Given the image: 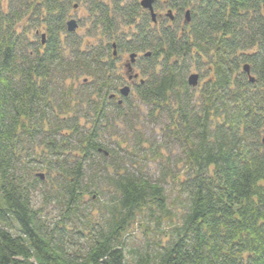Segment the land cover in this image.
<instances>
[{
    "label": "trees",
    "instance_id": "1",
    "mask_svg": "<svg viewBox=\"0 0 264 264\" xmlns=\"http://www.w3.org/2000/svg\"><path fill=\"white\" fill-rule=\"evenodd\" d=\"M78 1L0 0V264H264V0H167L174 21L160 28L137 0H90L92 27L107 36L96 44L66 31ZM113 43L150 53L132 96L166 117L164 143L182 148L176 195L163 186L175 178L168 160L152 181L104 144L133 111L130 94L110 99L123 83ZM201 62L197 91L187 80ZM43 169L46 178L35 174ZM90 185L106 187L112 203L101 205L100 223L89 221L84 243H73ZM138 216L164 227L166 241L127 250Z\"/></svg>",
    "mask_w": 264,
    "mask_h": 264
},
{
    "label": "rangeland",
    "instance_id": "2",
    "mask_svg": "<svg viewBox=\"0 0 264 264\" xmlns=\"http://www.w3.org/2000/svg\"><path fill=\"white\" fill-rule=\"evenodd\" d=\"M107 2V0H98ZM131 0H124L122 3H127ZM138 2L140 0H137ZM166 1L167 0H158V4L154 6L155 13L160 17L159 25L156 26L160 28L163 24L165 25H172L169 21H166L164 18L165 14L167 13L166 9ZM77 3L76 10L70 9V16L76 20L78 27L76 33L74 34L78 40L82 41L83 43H93L96 44L100 36H98L99 32H95L92 27V19L88 12V1L79 0ZM155 4V3H154ZM174 14V12H173ZM183 23V19L179 20V25L181 26ZM155 26V25H154ZM38 33H43V26L38 29ZM126 33V30H125ZM125 41H129L130 37H124ZM36 41V39L32 40V42ZM128 59L127 55L122 56L118 60V73H120L122 77V85H119L117 88L120 89L121 87L125 86L124 79H126L125 69L122 66L123 62ZM121 61V62H120ZM141 64H144L142 62ZM139 66H136L135 74L138 75V80L142 79L141 72ZM206 65L205 62H201L200 70L196 69L194 65H192L191 70L188 74H197L199 76L198 85L195 90H199L202 83L205 81L200 75L204 76L207 75L205 73ZM124 78V79H123ZM128 85V84H126ZM130 92V101L133 106V111L128 115L125 119V122L120 124L119 127H116V137H110L108 135L104 138V144L108 148H115L117 152V158L119 162H121V166L123 162L125 163L123 166L130 171L135 172L137 175H142L144 178H149L152 181L161 178V168L163 167L164 160H168L169 167L171 168L172 173H174L175 178L172 179L170 176H166L165 181L163 182L164 189L168 191V193L176 195L175 190V183L176 179L184 178V157L182 148L176 143L174 140L170 143H164V135L162 128L168 124V120L166 117L160 116L157 113L155 115H150V108L140 104L138 99L133 95V88L134 85L131 86ZM118 98L114 100V102H118L123 98L117 93ZM124 139V143H123ZM117 143L124 147V152H121L117 148ZM161 146L158 149V153H161V157H159L158 153H152L156 147ZM36 173H42L47 177V171L43 170H36ZM176 173V174H175ZM88 176V173H87ZM102 179H100V183L98 182L97 185H103ZM43 185H38V189L40 190ZM93 186H89V191L83 196L82 204L80 205V212L77 218L73 219V224L70 227V234L71 242L82 244L86 237H88V229L90 228V222L92 221L93 224L100 223L102 218L104 217L102 210L103 205H110L112 203V196L111 193L106 190V187H102L101 191L102 194L99 193L97 188H92ZM99 188V187H98ZM104 189V191H103ZM42 192V191H40ZM39 192V193H40ZM90 192L94 196L93 201L90 198ZM97 200V201H96ZM37 206L41 205L42 197L40 195L37 196L35 199ZM178 202L173 204V207L176 210H181L180 205ZM102 205V206H101ZM49 211V217L55 218L57 215L58 209L56 207V203L52 201L47 208ZM174 222L176 219L174 218ZM150 228V231L145 229L146 227ZM78 231L82 232L83 235L79 234ZM164 227H158L155 225L154 221H148L146 216H138L135 221L129 226L128 234L126 235L125 242L127 243L126 247L127 250H133L136 248H145L147 245L146 243L152 242V240H159L162 244L166 241L167 237L164 234Z\"/></svg>",
    "mask_w": 264,
    "mask_h": 264
},
{
    "label": "flooded vegetation",
    "instance_id": "3",
    "mask_svg": "<svg viewBox=\"0 0 264 264\" xmlns=\"http://www.w3.org/2000/svg\"><path fill=\"white\" fill-rule=\"evenodd\" d=\"M84 1H86V0H84ZM88 1V5H89V7H90V4H89V2H90V0H87ZM116 1H121V0H107V2L105 3V4H107V5H109V6H112V4H114ZM124 1V0H123ZM104 2V1H103ZM140 2V1H139ZM155 2H156V0H155ZM125 4V3H124ZM140 6V5H139ZM154 6H155V4H154ZM89 7H88V12H89ZM76 8H77V3L75 2V3H72V6H71V8L70 9H72V10H76ZM70 9H69V11H70ZM143 9V8H142ZM68 11V14H67V16H66V24H67V22L68 21H71V20H73V21H75V23H76V29H75V31L74 32H71V34H75L76 33V30H77V27H78V24H77V22H76V20L75 19H73V17H71L70 16V12ZM143 11H145L146 13H148L149 14V12L148 11H146V10H144L143 9ZM155 12V11H154ZM169 12V11H168ZM168 12L165 14V16H164V18L166 19V21H169L171 24L173 23V21H174V14L172 13V15H173V20H170L169 18H168V16H167V14H168ZM186 13V12H185ZM90 15V14H89ZM149 17H150V15H149ZM184 18H185V15H184ZM159 19H160V17L156 14V21L155 22H153L152 20H151V18H150V21H151V23L153 24V25H155V26H158L159 25ZM184 22L185 23H187L186 21H185V19H184ZM164 26H166L165 24H163ZM66 31H67V26H66ZM68 32V31H67ZM69 33V32H68ZM36 36L37 37H39V39L41 38V45H43L44 44V38H42L43 36L45 37V32L43 31V33H38V31L36 32ZM98 36H100V39H102V40H105L106 41V38H107V36L106 35H104V34H102V32H100L99 31V33H98ZM149 53V52H148ZM132 54H135V58H134V61L131 63L130 62V60H129V57H130V55H132ZM124 55H127L128 56V59H126L124 62H123V64H122V66L124 67V69H125V75H126V79H124V84L126 85V84H128V85H126V86H129V85H131V86H135L136 84H139V82H140V80L141 79H139L138 80V75H137V77L136 78H134L132 75H134L135 73V69H136V66H138V65H140L143 61H144V59H147V58H149L150 57V55H147V53H142V52H130V51H126V50H123V51H121V52H117V50H116V55H113V49H112V59L114 60V62H115V66H116V68L118 69V67H119V64L117 63L118 62V60H119V58H121L122 56H124ZM121 62V61H120ZM128 64H130V66H131V71L130 72H127V65ZM131 77V78H130ZM130 87V86H129ZM118 98V95L117 94H114V97H112V98H110V99H113V100H116Z\"/></svg>",
    "mask_w": 264,
    "mask_h": 264
},
{
    "label": "water",
    "instance_id": "4",
    "mask_svg": "<svg viewBox=\"0 0 264 264\" xmlns=\"http://www.w3.org/2000/svg\"><path fill=\"white\" fill-rule=\"evenodd\" d=\"M154 3H155V0H140V2H139L140 7L149 12L150 18L153 22L156 21V13L154 12ZM167 16L170 20H173V15H172L171 11L168 12ZM185 21L187 23L190 21L189 11H186V13H185ZM66 26H67V31L69 33L74 32L76 29V23L73 20L68 21ZM42 38H44V36ZM112 49H113V55H116V45L114 43L112 44ZM147 55H150V53H147ZM134 58H135V54L130 55L129 60L131 63L134 61ZM130 71H131V66H130V64H128L127 65V72H130ZM243 71L247 75H249L250 81L253 82L254 78L252 76H250V71H249L248 65H245L243 67ZM132 76L134 78H136L137 74H134ZM198 79H199V76L197 74H191V75H189L187 82H188L189 86L196 87L198 84ZM130 92H131V88L129 86H126V85L121 87L118 90V93L122 98L128 97ZM112 97H114V94L110 96V98H112ZM118 103L121 104L122 100L118 101ZM40 177L42 178L43 176L40 175Z\"/></svg>",
    "mask_w": 264,
    "mask_h": 264
}]
</instances>
